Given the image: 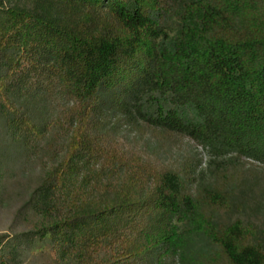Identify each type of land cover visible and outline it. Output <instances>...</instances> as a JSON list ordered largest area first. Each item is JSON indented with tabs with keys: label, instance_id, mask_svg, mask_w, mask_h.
<instances>
[{
	"label": "trees",
	"instance_id": "16d2710c",
	"mask_svg": "<svg viewBox=\"0 0 264 264\" xmlns=\"http://www.w3.org/2000/svg\"><path fill=\"white\" fill-rule=\"evenodd\" d=\"M136 120L206 149L209 180L117 152L105 128ZM0 135L28 169L0 264L43 242L58 264H264L218 186L264 163V0H0Z\"/></svg>",
	"mask_w": 264,
	"mask_h": 264
},
{
	"label": "rangeland",
	"instance_id": "374dc122",
	"mask_svg": "<svg viewBox=\"0 0 264 264\" xmlns=\"http://www.w3.org/2000/svg\"><path fill=\"white\" fill-rule=\"evenodd\" d=\"M181 113L186 122L196 119L190 109L183 110ZM105 129L106 133L115 140L117 152L136 154L144 160L151 161L153 165L168 167L182 175H189L191 181L197 180L196 183L189 184L192 190L200 181L199 179L209 180L208 164L211 157L206 149L185 136L161 134L155 136L146 124L137 120L121 124L114 123ZM234 158L235 154H229L221 158V161L225 163ZM23 159L20 152H4L0 149V186L4 189V193H1L3 189H0V236H7L10 239L21 236L28 226L17 218L16 214L22 205V198L11 181L14 170L27 172V165L25 166ZM224 169L227 173L236 174L238 180L229 185L219 177L218 186L222 191L235 195L234 204L241 214H244L243 218L248 224L264 231V163L241 157L235 164L228 165ZM251 171L262 176L261 183L257 186L250 185ZM7 255L6 264H58L53 246L48 242L39 245L37 243L21 244L15 260H10V253Z\"/></svg>",
	"mask_w": 264,
	"mask_h": 264
}]
</instances>
